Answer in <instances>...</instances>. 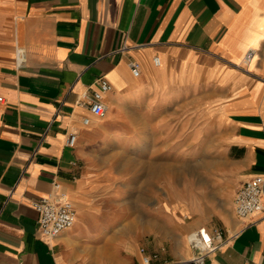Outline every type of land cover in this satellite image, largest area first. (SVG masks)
Listing matches in <instances>:
<instances>
[{
	"label": "crops",
	"instance_id": "crops-1",
	"mask_svg": "<svg viewBox=\"0 0 264 264\" xmlns=\"http://www.w3.org/2000/svg\"><path fill=\"white\" fill-rule=\"evenodd\" d=\"M100 78L111 84L102 119L85 97ZM0 96V264H143L135 243L117 246L115 216L99 209L107 176L94 157L143 132L163 153L171 134L193 122L196 137L205 123L234 201L264 179V0H0ZM56 184L77 219L44 241L32 203ZM193 227L224 231L206 264H264V212L241 221L233 208Z\"/></svg>",
	"mask_w": 264,
	"mask_h": 264
},
{
	"label": "rangeland",
	"instance_id": "rangeland-1",
	"mask_svg": "<svg viewBox=\"0 0 264 264\" xmlns=\"http://www.w3.org/2000/svg\"><path fill=\"white\" fill-rule=\"evenodd\" d=\"M177 111L171 108L173 121ZM170 127L177 128V122L171 121ZM194 127L193 122L187 125L182 138L171 134L163 153L155 152L143 132L132 143L107 141L93 160L94 166L105 168L104 192L97 202L99 209L115 216L117 246L135 243L138 254L142 248L158 252L160 260L154 264L187 260L183 255L190 249L189 234L197 228L193 225L234 208L236 192L218 140L208 124L202 123L205 129L196 137Z\"/></svg>",
	"mask_w": 264,
	"mask_h": 264
},
{
	"label": "built area",
	"instance_id": "built-area-1",
	"mask_svg": "<svg viewBox=\"0 0 264 264\" xmlns=\"http://www.w3.org/2000/svg\"><path fill=\"white\" fill-rule=\"evenodd\" d=\"M255 55L256 51L254 49L249 50L245 61L247 63L251 62ZM154 64L159 66L160 59L155 58ZM131 70L134 77H140L141 66L138 62L131 63ZM110 90L111 84L109 81L106 78H100L97 81V89L90 96L85 95L93 117L102 119L106 116L107 107L103 102V96ZM0 102H3V97L1 96ZM83 123L86 126L90 125L91 118L85 117ZM77 140L78 134L73 132L69 135L66 145L74 148ZM59 188L60 186L56 184L55 192L32 203L33 207L39 212V234L44 241H51L59 237L61 234L71 230L76 223L75 205L69 200L57 198L56 192ZM234 211L237 218L241 221H246L264 212L263 178L256 177L242 186L234 201ZM224 241V231L222 229L214 231H210L206 227L195 229L189 234L190 248L194 252L193 257L177 264H206L207 259L223 247ZM140 252L143 264H154L160 260L158 252L149 253L144 248Z\"/></svg>",
	"mask_w": 264,
	"mask_h": 264
}]
</instances>
